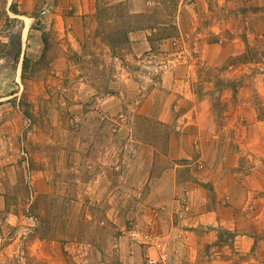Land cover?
Returning <instances> with one entry per match:
<instances>
[{
  "label": "rangeland",
  "instance_id": "374dc122",
  "mask_svg": "<svg viewBox=\"0 0 264 264\" xmlns=\"http://www.w3.org/2000/svg\"><path fill=\"white\" fill-rule=\"evenodd\" d=\"M137 31L150 49L143 37L130 40ZM248 48L252 60L240 61ZM19 49L18 62L5 54ZM192 100L211 111L200 119L208 209L236 178L255 190L263 215L264 0H0V264H144L146 250L128 232L150 225L166 237L172 264L232 258L234 232L219 225L208 227L196 262L179 252L186 241L174 226L185 214L159 204L175 164L178 181H197L191 159L168 156ZM247 108L261 132L243 151L233 117ZM177 196L188 213V197Z\"/></svg>",
  "mask_w": 264,
  "mask_h": 264
},
{
  "label": "crops",
  "instance_id": "0c3cea01",
  "mask_svg": "<svg viewBox=\"0 0 264 264\" xmlns=\"http://www.w3.org/2000/svg\"><path fill=\"white\" fill-rule=\"evenodd\" d=\"M147 34L148 33L145 31H142V33H139V31L132 32L130 34V40L143 37L144 44L147 46L146 49H150L151 45L148 41ZM162 45H165V43L163 44L162 42ZM168 62L172 61L170 60ZM164 69L172 81L182 82L175 79L174 76L172 77L173 66L164 65ZM183 94L184 97H179V100L185 103L184 99L189 98L192 94L189 95L185 92ZM198 103L201 105L203 102L195 101L190 108L188 107L181 112L183 116H187L189 113H193L194 115L192 117L190 116V120L186 121L182 126L180 125L177 127L185 132L174 134V136L169 139L168 143V156L171 159L192 160L191 166H189V164L187 166L190 167L189 171L197 181H178L177 169L180 166L175 164L174 168L167 172L166 181L168 182L164 184L168 183V185L164 192L165 195L161 197V202L159 203L163 208L161 211L165 210L171 214L180 209L178 201L180 195L177 196L179 191H181V195L184 194V196L188 197L187 199H189L191 203V209H189L190 211L188 213L186 212L187 214L185 213L183 220H180L182 224H180V226H174V229H180L184 232L182 236L185 238L184 240L186 242L184 245L181 243L182 245L179 252H191L192 258L190 257V259H192V261L196 262L199 245L202 246V243H208V236L205 234L208 227H216L219 225L223 229L234 232L232 240L234 256L232 258L222 256L218 262L222 264H264V254L260 255V252L256 251L259 242L264 244V218L262 219L263 222L259 219L260 216L264 217V214L261 215V208L257 206L258 197H256L254 193L255 190L246 189L244 182L239 183L236 178H231V181L224 185V192L227 194V199H222L223 205L216 203L215 208L212 207L208 209V199L206 197L205 188L202 185L208 182V133L204 132L202 129L203 126L200 119L202 115L205 117L211 115V111L209 107L205 106L200 110ZM236 114L237 118L234 121H237L236 133L238 132V135L236 134V143L238 148L243 151L247 148L252 149L260 138L261 132L260 126L255 119L256 114L250 108L237 110L233 118H235ZM169 115L171 116V114L165 115V122H167V119H170ZM247 130L252 131V137L246 140L244 138V133ZM241 133H243L242 136ZM183 142L184 144L188 142L189 146L187 145L186 148L181 147ZM192 142H196L197 144L194 143V145ZM195 148L200 149V155L196 159L193 158ZM228 160L229 158H227V161ZM227 172L236 175L234 172L232 173L229 168ZM162 175L165 176V172ZM170 179H172V181ZM147 180L148 172L144 174V183L147 182ZM235 188H237L236 192L234 191ZM239 189L241 195L238 194ZM166 191L168 192L166 193ZM197 195H199L198 198ZM172 226H170V228ZM186 238L188 240H186ZM211 241L212 239L210 238V242ZM239 256L244 257L235 263L234 259Z\"/></svg>",
  "mask_w": 264,
  "mask_h": 264
},
{
  "label": "built area",
  "instance_id": "2783aa9c",
  "mask_svg": "<svg viewBox=\"0 0 264 264\" xmlns=\"http://www.w3.org/2000/svg\"><path fill=\"white\" fill-rule=\"evenodd\" d=\"M187 211L188 206L184 202L180 203L178 216H183ZM128 233L133 243L145 248L144 264H172L166 237L152 225L143 230L133 228Z\"/></svg>",
  "mask_w": 264,
  "mask_h": 264
},
{
  "label": "trees",
  "instance_id": "16d2710c",
  "mask_svg": "<svg viewBox=\"0 0 264 264\" xmlns=\"http://www.w3.org/2000/svg\"><path fill=\"white\" fill-rule=\"evenodd\" d=\"M12 11L15 13V14H18V11L16 10V8H12ZM7 19L10 20V18L7 16ZM14 19V18H13ZM42 41H43V44H44V48L42 50V53H41V57L45 56L46 53H47V37L46 36H43L42 34ZM249 47V46H247ZM247 52H249V48L248 50H246L242 56L239 57V60L242 61V62H245V61H250L252 59L250 58H247L248 54ZM5 54H12V58L14 61L18 62L19 60V56H20V49L19 50H16L15 52H12V51H5ZM22 66H21V71H22V74H24V71L28 68L29 66V59L27 58L26 55H23V58H22Z\"/></svg>",
  "mask_w": 264,
  "mask_h": 264
}]
</instances>
